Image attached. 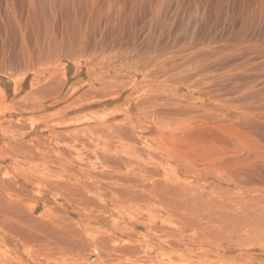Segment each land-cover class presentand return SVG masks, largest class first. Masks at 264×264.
I'll return each instance as SVG.
<instances>
[{"label": "rangeland", "instance_id": "rangeland-1", "mask_svg": "<svg viewBox=\"0 0 264 264\" xmlns=\"http://www.w3.org/2000/svg\"><path fill=\"white\" fill-rule=\"evenodd\" d=\"M0 264H264V0H0Z\"/></svg>", "mask_w": 264, "mask_h": 264}, {"label": "bare ground", "instance_id": "bare-ground-1", "mask_svg": "<svg viewBox=\"0 0 264 264\" xmlns=\"http://www.w3.org/2000/svg\"><path fill=\"white\" fill-rule=\"evenodd\" d=\"M197 26H199V25H197ZM187 38H188V37H187ZM112 40H113V39H112ZM191 40H192V39H191ZM114 41H115V40H114ZM117 41H118V40H117ZM174 41H175V40H174ZM192 41H193V40H192ZM168 43H169V42H168ZM173 43H174V42H173ZM207 43H208V42H207ZM115 44H116V43H115ZM122 44H123V43H122ZM165 44H166V43H165ZM151 46H152V45H151ZM170 46H171V45H170ZM177 46H178V45H177ZM193 46H194V45H193ZM161 47H162V46H161ZM167 48H168V47H167ZM212 48H213V47H212ZM206 49H207V48H206ZM214 49H215V48H214ZM223 49H224V48H223ZM183 50H184V49H183ZM187 50H188V49H187ZM207 50H208V49H207ZM215 50H216V49H215ZM219 50H220V48H219ZM152 51H153V50H152ZM160 51H161V50H160ZM178 51H179V50H178ZM180 51H182V50H180ZM180 51H179V52H180ZM199 51H200V50H199ZM199 51L196 50V51H194V53L192 52V54H191L192 56H191L190 58H193L192 60H194L195 58H197L198 60H203V59H206V60H207L208 55L211 53V52H210L211 50L209 51V54H206L208 51H207L206 53H204V52H201V53H200ZM133 52H134V51H133ZM161 52H162V51H161ZM217 52H219V54L222 55V53H220V51H217ZM131 53H132V52H131ZM155 53H156V52H155ZM212 53H213V55H214V53H215V55L218 54V53H216V52L213 51V50H212ZM212 53H211V54H212ZM148 54H149V53H148ZM225 54H228V52L225 53ZM151 55H152V53H151ZM123 56H125V55H123ZM134 56H135V55H134ZM154 56H155V55H154ZM217 56H218V55H217ZM219 56H220V55H219ZM136 57H137V56H136ZM209 57H212V56L210 55ZM111 58H112V57H111ZM119 58H120V57H119ZM140 58H141V57H140ZM217 58H218V59H217ZM216 59H217V61H216ZM216 59L213 60L214 62L212 61V65H214V64L217 65L216 63H218V60H219V61H223V60H225L226 63H227V62H229L232 58L230 59V56H229V55H225L224 57H222V56H221V57H216ZM179 60H181V59H179ZM189 60H191V59H189ZM192 60H191V61H192ZM145 61H146V60H145ZM167 61H168V60H167ZM184 61H185V60H184ZM186 61H187V60H186ZM194 61H195V60H194ZM116 62H117V61H116ZM177 62L179 63V61H177ZM204 62H206V61H204ZM208 62H209V63H206V64L203 63L204 65L201 66L202 70H201L200 68H199V70L203 71V67H204V69H208L210 66H212V65L210 64L211 62H210L209 60H208ZM110 63H111V62H110ZM165 63H166V62H165ZM165 63H162V64H165ZM168 63H170V62H168ZM180 63H181V62H180ZM182 63H183V62H182ZM224 63H225V62H224ZM229 63H230V62H229ZM219 64H220V63H219ZM198 65H200V64H198ZM215 65H214V66H215ZM220 65H221V64H220ZM226 65H227V64H226ZM230 65H231V64H230ZM114 66H115V65H114ZM143 66H144V65H143ZM143 66H142V67H143ZM147 66H148V65H147ZM168 66H169V65H168ZM214 66H213V67H214ZM140 67H141V66H140ZM182 67H183V65H182ZM195 67H197V65H195ZM195 67H194V69H195ZM220 67H221V66H220ZM223 67H224V66H223ZM234 67H235V66H234ZM176 68H177V67H176ZM184 68H185V67H184ZM228 68H229V67H228ZM228 68H227V69H228ZM144 69H145V68H144ZM165 69H166V68H165ZM171 69H172V68H171ZM189 69H190V68H189ZM217 69H218V67H217ZM174 70H175V68H174ZM215 70H216V69H215ZM222 70H223V69H222ZM233 70H234V69H233ZM139 71H140V70H139ZM168 71H169V70H168ZM172 71H173V70H172ZM184 71H185V69H184ZM184 71H183V72H184ZM186 71H187V70H186ZM197 71H198V68H197ZM207 71H208V70H207ZM217 71H218V70H217ZM160 72H161V71H160ZM174 72H175V71H174ZM187 72H188V71H187ZM220 72H221V71H220ZM230 72H231V73H230ZM230 72H228V74H225V73H226V71H225V72L221 73V76H219L218 74H217V75L214 74L215 76H213V77H209V79H208V81H207L208 83H207V82L205 83L206 85H207V84H208V85L206 86V85L204 84V86H206V87H203V88L205 89V91H206V90H207V91L210 90V92H211V94H212L214 91L218 92L219 90H221V91H222V90H226V91H230V92H231L232 90H236V89H238L239 87H240V88H243V89L246 88L245 90H247V89L250 87V86L248 87V86H247L248 84L246 85V83H245L244 86H243V84H242V85L239 84V85H240V86H239L237 82L234 83V81H235L237 75H236L235 73L233 74L232 71H230ZM134 73H135V72H134ZM178 73H179V72H178ZM185 73H186V72H184V75H185ZM158 74H159V73H158ZM181 74L183 75V73H181ZM198 74H199V73H198ZM222 74H223V75L225 74V75L222 76ZM148 75H149V74H148ZM175 75H177V73H176ZM190 75H192V74H190ZM190 75H189V76H190ZM109 76H110V75H109ZM109 76H108V77H109ZM173 76H174V75H173ZM192 76H193V75H192ZM195 76H196V75H195ZM235 76H236V77H235ZM239 76H240V75H239ZM241 76H242V75H241ZM248 76H249V75H248ZM113 77H114V76H113ZM116 77H117V76H116ZM119 77H120V76H119ZM150 77L152 78V76H150ZM176 77H177V76H175V78H176ZM106 78H107V77H106ZM166 78H167V77H166ZM175 78H174V79H175ZM179 78H180V77H179ZM186 78H187V77H186ZM188 78H189V77H188ZM191 78H192V77H191ZM111 79H112V78H111ZM111 79H110V80H111ZM114 79H115V77H114ZM189 79H190V78H189ZM107 80H108V79H107ZM112 80H113V79H112ZM239 80H240V78H239ZM239 80H238V81H239ZM102 81H103V80H102ZM103 82H104V81H103ZM109 82H110V81H109ZM182 82H183V81H182ZM136 83H137V82H136ZM169 83H170V82H169ZM172 83H173V82H172ZM179 83H180V80H179ZM247 83H248V82H247ZM251 83H252V82H251ZM152 86H153V85H152ZM211 86H212V88H210ZM238 86H239V87H238ZM241 86H242V87H241ZM157 87H158V86H157ZM213 88H214V89H213ZM240 88H239V89H240ZM131 89H132V94H136V93H138V91L136 92L137 89H136L134 86H133ZM133 89H136V90L133 91ZM201 89H202V88H201ZM204 89H203V91H204ZM211 89H212V90H211ZM249 89H250V88H249ZM249 89H248V90H249ZM164 90H165V89H164ZM199 91H200V90H199ZM115 92H116V91H115ZM135 92H136V93H135ZM232 92H233V91H232ZM227 93H228V92H227ZM235 93H236V92H235ZM243 93H244V92H243ZM128 94H131V92L128 93ZM132 94H131V95H132ZM203 94H205V93H203ZM206 94H207V93H206ZM216 94H217V93H216ZM218 94H219V93H218ZM249 94H250V92H249ZM249 94H244V95H248V97H249ZM117 95H118V94H117ZM137 95H138V94H136L135 96L133 95L134 97L132 96V97H133L132 100H133V103H134L133 106H135V108H136L137 110H139V109H140L139 107L142 105V104L139 105V100L141 101L142 99H139V97H138ZM157 95H158V94H157ZM221 95H222V94H221ZM242 95H243V94H242ZM127 96H129V95H127ZM127 96H125V98H126ZM140 96H141V95H140ZM158 96H159V95H158ZM162 96H163V94H162ZM217 96H218V95H217ZM217 96H216V97H217ZM111 97H112V96H111ZM114 97L117 98V96H114ZM129 97H130V96H129ZM129 97L126 98V99H124V100H125V101H124V104L126 103V106H125V107H126V108H125L126 112H129L130 107H131V105L129 104ZM174 97H175V96H174ZM174 97H173V98H174ZM218 97H219V96H218ZM220 97H221V96H220ZM248 97H246V98L244 97V99H248ZM116 98H111V99H116ZM156 98H157V97H156ZM160 98H161V97H160ZM179 98H180V97H179ZM239 98H240V97H239ZM130 99H131V98H130ZM150 99H151V97H150ZM157 99H158V98H157ZM167 99H168V98H167ZM184 99H185V98H184ZM232 99H234V98H232ZM242 99H243V98H242ZM96 100H97V99H96ZM99 100H100V98H99ZM99 100H97V101L99 102ZM101 100H102V99H101ZM168 100H169V99H168ZM168 100H167V101H168ZM182 100H183V99H182ZM94 101H95V100H94ZM105 101H106V100H104V102H105ZM151 101H152V100H151ZM158 101H159V100H158ZM164 101H165V100H164ZM172 101H173V100H172ZM172 101H171V102H172ZM229 101H230V100H229ZM107 102H108V100H107ZM111 102H112V101H111ZM131 102H132V101H131ZM141 102H142V101H141ZM141 102H140V103H141ZM159 102H160V101H159ZM174 102H175V101H173V103H174ZM182 102H183V101H182ZM184 102H185V101H184ZM90 103H93V102H90ZM156 103H157V100H156ZM165 103H166V102H165ZM168 103H169V102H168ZM179 103L181 104L180 100H179ZM146 104H147V103H146ZM182 104H183V103H182ZM182 104L179 105V104H176V102H175V105H177V107H179V108L182 107V106H185V108H186V107H187V108H188V107H190V108L193 107V106H192V107H191V106H187V105H189L190 103H189V104L184 103V105H182ZM185 104H186V105H185ZM167 105H168V104H166V105L163 106V103H162V101H161V103H158L157 111L155 112V109H154L153 112H155V113H159V112H161V114L164 113V112H167L168 110H169V112H170V111L173 112V111L170 109L171 107H172V109H173V105L171 106V104L169 103V105H170L171 107L168 106L167 108H169V107H170V108H169V109H166L165 106H167ZM175 105H174V106H175ZM178 105H179V106H178ZM162 106H163V107H162ZM204 106H205V105H204ZM122 107H123V106H122ZM175 107H176V106H175ZM175 107H174V108H175ZM177 107H176V108H177ZM123 108H124V107H123ZM182 108H184V107H182ZM182 108H180V109H182ZM185 108H184V109H185ZM187 108L185 109V112H186V113L189 112V110L187 111ZM190 108H189V109H190ZM177 109H178V108H177ZM180 109L177 110V111H179V112H177V111H176V112H177L178 114H179V113H181V114L183 113L182 115H184V113H185V112H183L184 109H182V112L180 111ZM125 110H124V111H125ZM173 110H176V109H173ZM198 110H199V109H198ZM139 111H140V110H139ZM141 111H142V110H141ZM190 111L193 112L192 110H190ZM194 111H196V110H194ZM147 112H148V111H147ZM171 112H170V113H171ZM176 112H175V113L173 112V113L176 114V116H177L178 114H177ZM191 112L188 113V114H191V115H192L193 113H195V112H193V113H191ZM122 113H123V112H122ZM148 113H149V112H148ZM167 113H168V112H167ZM167 113H165V114L168 115ZM170 113H169V115H170ZM173 113H171V116H175ZM124 114H125V112H124ZM141 114H142V113H141ZM165 114H164V115H161V116H166ZM172 114H173V115H172ZM188 114H187V115H188ZM199 114H200V113H199ZM108 115H109V114H108ZM182 115H181V116H182ZM148 116H149V115H148ZM196 116H198V115H196ZM166 117H167V116H166ZM186 117H187V116H186ZM202 117H203V116H202ZM217 117H218V116H217ZM217 117H216V122H217V120H218ZM155 118H156V117H155ZM163 118H164V117H163ZM169 118H171V117H169ZM177 118H178V117H177ZM196 118H197V117H196ZM204 118H205V119H210V120L212 121L213 116L210 118V116L208 117V116L206 115V117L204 116V117L201 118V119H204ZM146 119H147V118H146ZM172 119H174V118H172ZM201 119H200V120H201ZM156 120H158V119H156ZM213 120L215 121V119H213ZM224 120H225V119H224ZM229 120H231V119H229ZM207 121H208V120H207ZM207 121H205V122H207ZM211 121H210V122H211ZM221 121H222V120H221ZM225 121H226V120H225ZM227 121H228V119H227ZM153 122H154V121H153ZM223 122H224V121H223ZM185 123L187 124L188 122H185ZM212 123H213V122H211V124H210L211 126L214 124V123H213V124H212ZM217 123H218V122H217ZM162 124H163V123H162ZM181 124H182V123H181ZM188 124H189V123H188ZM188 124H187V125H188ZM195 124H196V123H195ZM219 124H220V123H219ZM219 124H218V125H219ZM221 124H222V122H221ZM245 124H246V122H245ZM116 125H117V124H116ZM171 125H172V124H171ZM214 125H215V124H214ZM246 125L248 126V124H246ZM117 126H118V125H117ZM158 126H159V125H158ZM160 126H162V125H160ZM181 126H182V125H181ZM184 126H185V125H184ZM207 126H208V125H207ZM219 126H220V125H219ZM221 126H222V125H221ZM250 126H251V125H250ZM250 126H249V127H250ZM90 127H91V126H90ZM118 127H119L120 131H121L122 129L125 131V128H123V127H125L124 122L119 123V126H118ZM126 127H127V126H126ZM187 127L190 128L191 126H187ZM199 127H201V124H200ZM242 127H244V126H242ZM249 127H248V129H249ZM128 128H129V127H128ZM167 128H168V127H167ZM170 128H171V127H170ZM178 128H179V127H178ZM180 128H181V127H180ZM204 128H205V125H204ZM207 128H208V127H207ZM251 128H252V126H251ZM159 129H160V127H159ZM171 129H172V128H171ZM196 129H197V128H196ZM202 129H203V128H202ZM213 129H214V126H213L212 130H213ZM215 129L217 130V129H218V126H217V128H215ZM244 129H245V128H244ZM78 130H79V129H78ZM81 130H83V129H81ZM87 130H88V129H87ZM123 130H122V131H123ZM160 130H161V129H160ZM182 130H184V129H182ZM192 130H193V129H192ZM208 130H209V128H208ZM212 130H211V128H210V131H212ZM54 131H55V130H54ZM124 131H123V132H124ZM129 131H130V133L133 134V130H132V128H130ZM175 131H176V130H175ZM175 131H174L171 135H173V134L175 133ZM187 131H188V132L185 133L184 135H181L183 131H182L180 134H179V133H178V134H179V136H181V137L183 136V139H184V136H187L188 138H191V139L200 138L201 136H203V135H202V130H197V131H196V130H193V131H189V130H187ZM203 131H204V130H203ZM205 131H206V130H205ZM123 132H122V133H123ZM178 132H179V131H178ZM217 132H218V131H217ZM217 132L215 131V134H217ZM52 133H53V132H52ZM52 133H51V134H52ZM126 133H127V132H126ZM123 134H124V133H123ZM159 134H160V133H159ZM205 134H206V132H205ZM205 134H204V135H205ZM213 134H214V131H213ZM168 135H169V134H168ZM160 136H161V135H160ZM209 136L211 137V133H210V132H209ZM215 136H216V135H215ZM162 137H163V136H162ZM164 137H167V136H164ZM169 137H170V136H169ZM173 137H174V136H171V138H173ZM181 137H177V139H176V138H174V139L178 140V139L181 138ZM213 137H214V135H213ZM213 137H212V139H215V137H214V138H213ZM202 138H203V137H202ZM204 138L206 139V141H207V139L210 140V138H206V137H204ZM204 138H203V139H204ZM185 139H186V138H185ZM169 140H170V139H169ZM169 140H168V142H170ZM180 140H181V139H180ZM209 140H208V141H209ZM216 140H217V138H216ZM211 141H212V140H211ZM189 142H190V141H189ZM204 142H205V140H204ZM10 143H11V142H10ZM164 143H165V142H164ZM214 143H215V141H214ZM11 144H12V143H11ZM166 144H167V143H166ZM168 144H169V143H168ZM176 144H177V143H176ZM197 144H198V143H197ZM173 145H174V144H173ZM173 148H174V147H173ZM177 148H178V147H177ZM181 148H182V147H181ZM186 148H187V147H186ZM109 151H111V150H109ZM170 152H171V151H170ZM55 153H56V152H55ZM57 153H58V152H57ZM58 154H59V153H58ZM100 154H101V153H100ZM42 155H43V154H42ZM101 155H102V154H101ZM114 157H115V156H114ZM52 158H53V157H52ZM112 158H113V157H112ZM119 158H120V157H119ZM110 159H111V158H110ZM117 159H118V158H117ZM119 160H120V159H119ZM57 162H58V161H57ZM102 163H103V162H102ZM114 164H115V163H114ZM61 165H62V164H61ZM64 165H65V164H64ZM87 170H88V169H87ZM89 172H91V171H89ZM89 172H88V173H89ZM98 172H99V171H98ZM98 172H97V173H98ZM93 174H94V173H93ZM93 174H92V175H93ZM100 174H101V173H100ZM93 177H94V176H93ZM23 178H24V177H23ZM24 179H25V178H24ZM4 182H5V181H4ZM2 183H3V182H2ZM14 184H15V183H14ZM6 188H7V187H6ZM7 189H8V188H7ZM3 194H4V193H3ZM9 202H10V201H9ZM10 204H11V203H10ZM10 204H8V205H10ZM16 205H17V204H16ZM11 207H12V206H11ZM11 209H12V208H11ZM13 211H14V210H13ZM17 212H18V211H17ZM191 243H192V242H191ZM177 244H178V243H177ZM179 244H180V243H179ZM180 245H181V244H180ZM183 245H185V243H183L182 246H183ZM190 245H191V244H189L188 246H190ZM197 245H198V244H197ZM177 246H179V245H177ZM182 246H179V248L182 249ZM174 247H175V246L173 245V248H174ZM183 247H185V246H183ZM197 247H198V246H197ZM177 248H178V247H177ZM192 248H193V247H192ZM184 249L186 250V247H185ZM203 249H204V248H203ZM197 250H198V248H197ZM205 250H206V249H205ZM191 251H192V249H191Z\"/></svg>", "mask_w": 264, "mask_h": 264}]
</instances>
